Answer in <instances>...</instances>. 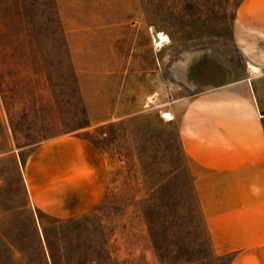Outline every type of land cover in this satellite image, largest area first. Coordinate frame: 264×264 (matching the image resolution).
I'll list each match as a JSON object with an SVG mask.
<instances>
[{"label": "rangeland", "instance_id": "374dc122", "mask_svg": "<svg viewBox=\"0 0 264 264\" xmlns=\"http://www.w3.org/2000/svg\"><path fill=\"white\" fill-rule=\"evenodd\" d=\"M138 1L115 36L98 24L113 16L108 0H0V264H227L181 146L189 89L173 64L239 62V0ZM72 133L103 154L109 178L95 208L58 219L29 202L23 171L38 144Z\"/></svg>", "mask_w": 264, "mask_h": 264}, {"label": "crops", "instance_id": "0c3cea01", "mask_svg": "<svg viewBox=\"0 0 264 264\" xmlns=\"http://www.w3.org/2000/svg\"><path fill=\"white\" fill-rule=\"evenodd\" d=\"M103 10L113 16L98 24L115 36L141 12L138 0H108ZM232 39L237 63L195 53L173 64L189 89L179 137L199 167L194 187L214 251L227 264H264V0H239ZM108 178L103 154L78 133L38 144L23 171L29 202L58 219L95 208Z\"/></svg>", "mask_w": 264, "mask_h": 264}, {"label": "bare ground", "instance_id": "6f19581e", "mask_svg": "<svg viewBox=\"0 0 264 264\" xmlns=\"http://www.w3.org/2000/svg\"><path fill=\"white\" fill-rule=\"evenodd\" d=\"M167 37L162 33V32H158L155 38V43L156 45H161L163 40H166ZM166 115H168V117L170 118V115L168 113H165Z\"/></svg>", "mask_w": 264, "mask_h": 264}]
</instances>
